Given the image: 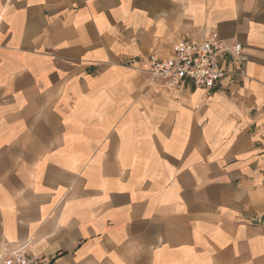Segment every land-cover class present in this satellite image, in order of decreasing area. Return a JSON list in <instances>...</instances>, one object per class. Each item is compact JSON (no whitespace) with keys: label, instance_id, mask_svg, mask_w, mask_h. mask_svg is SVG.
<instances>
[{"label":"crops","instance_id":"1","mask_svg":"<svg viewBox=\"0 0 264 264\" xmlns=\"http://www.w3.org/2000/svg\"><path fill=\"white\" fill-rule=\"evenodd\" d=\"M240 44L216 91L147 72ZM49 264H264V0H0V242Z\"/></svg>","mask_w":264,"mask_h":264},{"label":"built area","instance_id":"2","mask_svg":"<svg viewBox=\"0 0 264 264\" xmlns=\"http://www.w3.org/2000/svg\"><path fill=\"white\" fill-rule=\"evenodd\" d=\"M240 44L230 45L215 34L202 39H183L172 46L170 56L151 54L147 72L173 87L216 91L227 80L241 76L245 59ZM27 244L0 242V264H49L30 255Z\"/></svg>","mask_w":264,"mask_h":264}]
</instances>
